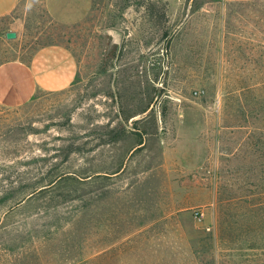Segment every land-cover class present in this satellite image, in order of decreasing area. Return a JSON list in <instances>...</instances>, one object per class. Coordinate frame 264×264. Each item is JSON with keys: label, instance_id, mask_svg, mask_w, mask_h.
Instances as JSON below:
<instances>
[{"label": "rangeland", "instance_id": "374dc122", "mask_svg": "<svg viewBox=\"0 0 264 264\" xmlns=\"http://www.w3.org/2000/svg\"><path fill=\"white\" fill-rule=\"evenodd\" d=\"M78 1L0 18V65L78 64L0 104V264H264V0Z\"/></svg>", "mask_w": 264, "mask_h": 264}, {"label": "crops", "instance_id": "0c3cea01", "mask_svg": "<svg viewBox=\"0 0 264 264\" xmlns=\"http://www.w3.org/2000/svg\"><path fill=\"white\" fill-rule=\"evenodd\" d=\"M22 1L0 0V18L12 17ZM41 4L50 20L63 26H77L86 15L78 0H41ZM77 73L78 64L68 49L61 45L43 47L30 62L15 60L0 65V104L17 108L39 92L65 90Z\"/></svg>", "mask_w": 264, "mask_h": 264}, {"label": "water", "instance_id": "95a60500", "mask_svg": "<svg viewBox=\"0 0 264 264\" xmlns=\"http://www.w3.org/2000/svg\"><path fill=\"white\" fill-rule=\"evenodd\" d=\"M6 38L9 40L15 39L16 33L15 32H8V33H6Z\"/></svg>", "mask_w": 264, "mask_h": 264}]
</instances>
